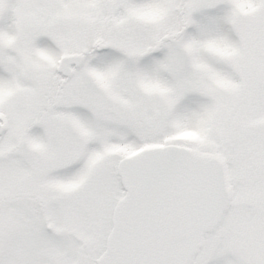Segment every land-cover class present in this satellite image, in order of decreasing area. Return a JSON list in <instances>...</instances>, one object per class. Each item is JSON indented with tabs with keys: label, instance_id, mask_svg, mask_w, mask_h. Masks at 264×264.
Instances as JSON below:
<instances>
[{
	"label": "snow or ice",
	"instance_id": "snow-or-ice-1",
	"mask_svg": "<svg viewBox=\"0 0 264 264\" xmlns=\"http://www.w3.org/2000/svg\"><path fill=\"white\" fill-rule=\"evenodd\" d=\"M0 264H264V0H0Z\"/></svg>",
	"mask_w": 264,
	"mask_h": 264
}]
</instances>
